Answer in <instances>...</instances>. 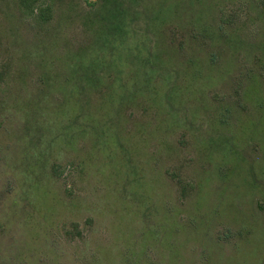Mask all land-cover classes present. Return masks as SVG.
<instances>
[{
    "label": "rangeland",
    "instance_id": "rangeland-1",
    "mask_svg": "<svg viewBox=\"0 0 264 264\" xmlns=\"http://www.w3.org/2000/svg\"><path fill=\"white\" fill-rule=\"evenodd\" d=\"M0 264H264V0H0Z\"/></svg>",
    "mask_w": 264,
    "mask_h": 264
}]
</instances>
